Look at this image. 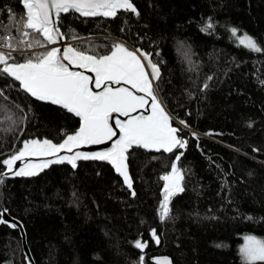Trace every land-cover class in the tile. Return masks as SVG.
<instances>
[{
  "label": "trees",
  "instance_id": "trees-1",
  "mask_svg": "<svg viewBox=\"0 0 264 264\" xmlns=\"http://www.w3.org/2000/svg\"><path fill=\"white\" fill-rule=\"evenodd\" d=\"M131 1L139 15L84 17L71 10L60 15L59 27L93 55L109 54L117 39L149 54L160 71L156 91L186 146L172 152L132 146L131 188L107 160L4 176L0 212L23 224L36 264H155L157 254L176 264H246L243 235L264 239V0ZM25 11L21 0H0V37L13 48L43 41L17 23ZM244 34L261 51L241 45ZM31 55L12 52L9 61ZM0 93V173L25 140L60 143L79 128L74 113L33 98L2 71ZM177 156L183 191L161 219L160 174ZM11 224L0 223V264H29L20 229ZM138 240L146 247L137 248Z\"/></svg>",
  "mask_w": 264,
  "mask_h": 264
},
{
  "label": "snow or ice",
  "instance_id": "snow-or-ice-1",
  "mask_svg": "<svg viewBox=\"0 0 264 264\" xmlns=\"http://www.w3.org/2000/svg\"><path fill=\"white\" fill-rule=\"evenodd\" d=\"M22 4L26 11L17 23H22L23 27L43 37V41L37 38L34 43H28V49L55 44L61 35L57 28V21L62 13H68L70 10L83 16L114 17L121 9L139 15L131 0H22ZM210 28L212 24L209 22L205 31ZM231 32L235 35L237 29L233 28ZM23 34L31 35L29 32ZM238 39L240 44L248 49L261 51L251 36L244 34ZM0 41H3L0 43V48L9 49L7 53L0 51V65H4L0 71L19 81L21 87L31 96L41 101H51L53 104L61 105L82 120L79 130L73 135H67L62 143L54 144L47 139L25 140L22 148L2 161L9 172H12L17 161H23L27 157H47L65 149L72 152L74 148L82 144H100L105 140H111L117 135L116 130L109 123L113 113L130 117L124 121L115 119L120 136L107 151L76 152L70 156H60L56 160L29 162L12 172L13 175H36L37 170H42L52 163L67 161L75 168L78 159L107 160L115 166L117 172L123 175L124 182L131 188L132 183L126 164V152L129 148L138 145L145 149H164L172 152L173 149L186 146L187 141H182L178 137L179 129L172 126L171 117L154 94L152 79L145 68V62L150 67L151 77L154 79L159 78V68L151 62L149 54L138 55L139 50H129L122 43H114L109 54L106 55H88L86 51H79L69 45L63 52L57 47H51L46 51L33 53L25 59L24 63H9V60H14L12 52L15 49L11 41L4 37H0ZM71 63L81 68H89L95 73V87L100 88L103 85V91H93L89 86L93 78L82 72L71 71L69 68ZM121 81L131 85L132 90L111 87L110 82L119 84ZM133 90L145 95H137ZM145 97L151 100L150 114L130 116L136 109L148 106L149 101ZM181 123L184 122L181 121ZM179 158L177 156V160ZM4 175L6 174L0 173V183L3 182ZM182 179L183 176L175 165L172 166L171 172L163 177L166 183L160 205L161 219L169 214L170 197L183 191L180 184ZM132 194L135 195L134 192ZM4 212H7V209L0 212V223H7L2 219ZM10 226L16 227L15 224ZM152 234L155 237V230H152ZM245 239L246 243L241 248V254L246 264L264 262V239L254 236H247ZM156 242H159L158 238ZM136 247L143 249L146 244L138 240Z\"/></svg>",
  "mask_w": 264,
  "mask_h": 264
},
{
  "label": "water",
  "instance_id": "water-1",
  "mask_svg": "<svg viewBox=\"0 0 264 264\" xmlns=\"http://www.w3.org/2000/svg\"><path fill=\"white\" fill-rule=\"evenodd\" d=\"M22 1V0H21ZM132 2V1H131ZM25 8V7H24ZM26 10V9H25ZM122 10V9H121ZM71 11V10H70ZM120 10L117 11V13L119 12ZM80 14V13H78ZM53 15H55V12L53 10ZM81 15V14H80ZM83 16V15H81ZM84 17H94V16H84ZM111 18V17H109ZM57 28H58V31L59 33H61V35L57 38V42L55 44H51V47H57L61 50V52H63L65 50V48L69 45H71L72 47L76 48L74 46L73 43H71L70 40H68L65 36V34L63 33L62 29L59 27V24H58V21H57ZM125 46V45H124ZM126 47V46H125ZM77 49V48H76ZM79 50V49H77ZM2 51V50H0ZM81 51V50H79ZM87 53V52H86ZM88 55H93L91 53H87ZM138 55H141L142 53H139L137 52ZM151 59V58H150ZM9 63H12L11 61H8ZM65 63H69L68 61H64ZM152 62V60H151ZM20 63H24V62H20ZM153 63V62H152ZM2 68L4 67V65H1ZM69 68L71 71H75V72H82L84 73L85 75L87 76H90L93 78V81L90 82V87L92 88L93 91L95 92H100V91H103V88L104 86L102 85L100 88H96L95 87V84H94V78H95V73L91 72V70L89 68H81L79 67L77 64L75 63H71L69 64ZM145 68L146 70L149 72L150 74V79H152V87H153V91H154V94L156 95L158 101L161 103V105L164 107L165 111L168 113V115L171 117L173 116L170 111L166 108V106L164 105V103L162 102L161 98L159 97L157 91H156V88H155V82L157 81V79H154L151 77V69L150 67L147 65V63L145 62ZM160 72V71H159ZM19 82V81H18ZM111 83V87L113 88H128L130 90L131 89V85L125 83L124 81H121L119 84H116L115 82H110ZM20 84V82H19ZM21 86V85H20ZM22 88V87H21ZM23 89V88H22ZM24 90V89H23ZM133 91H136V90H133ZM136 94L137 95H145L144 93H141L139 91H136ZM31 95V94H30ZM33 97V96H32ZM33 98H36V97H33ZM146 99H148V106H146L145 108H138L136 109L134 112H132L130 114V116H140V115H144V116H147L150 114V106H151V100L150 98H147L145 97ZM80 118V117H79ZM116 118H119L120 120L124 121V120H127L129 119L130 117H126L124 116L123 114H120V113H113V116H112V119H110L109 123L110 125H112V127L116 130L117 132V135L112 137L111 140H105L103 143H100V144H82L80 145L79 147L77 148H74L72 150V152H68L66 149L65 150H61L60 152L54 154V155H50V156H47V157H27L25 158V160L23 161H17L14 168L12 169V172H15L16 170H18L19 168H22L24 167V165L26 163H40L42 160H45V159H51V160H56L58 159L60 156H70V155H73L74 153L76 152H80V153H94V152H102V151H107L109 148L112 147L113 143L115 142V140L119 139V136H120V132H119V128L115 125V119ZM174 117L171 118V124L173 127L175 128H178L177 125H174L172 123V119ZM175 119V118H174ZM82 123V120L80 118V125ZM80 125H79V128H80ZM78 128V130H79ZM179 129V128H178ZM77 130V131H78ZM75 134V133H74ZM73 135V134H72ZM178 137H179V132H178ZM180 138V137H179ZM66 139V138H65ZM32 140V139H30ZM40 140V139H38ZM44 140V139H41V141ZM47 140H50V139H47ZM52 141V140H50ZM53 142V141H52ZM63 141H61L60 143H62ZM54 144H59V143H55L53 142ZM133 146H138V145H133ZM23 147V146H22ZM142 147V146H141ZM143 148V147H142ZM145 149V148H144ZM130 150V148L128 149V151ZM146 150H152V151H160V150H163L165 151L164 149H146ZM175 149H173L174 151ZM128 151L126 152V156H127V160H126V164H127V171H128V175L131 179V174H130V170H129V163H128ZM167 152V151H166ZM111 166L113 167L114 171L116 172V174H118L124 181V178H123V175L119 172L116 171L115 169V166L110 162L108 161ZM77 163V161H76ZM52 164H59V163H52ZM50 164V165H52ZM39 170H37L38 172ZM12 172H9L7 166L5 168V171H4V176L6 177H12V176H15L12 174ZM132 183V182H131ZM3 220L7 221V222H12L14 223L16 226H18V228L20 229V233H21V237H22V243H23V249H24V252H25V255H26V258L28 260V263L29 264H36L34 258H33V255L31 253V250L29 248V245L27 243V235H26V231H25V228L23 226V224L15 217L9 215L8 213L4 212L3 214ZM152 261L155 263V264H176L173 260V258L169 255V254H157L155 256L152 257Z\"/></svg>",
  "mask_w": 264,
  "mask_h": 264
},
{
  "label": "rangeland",
  "instance_id": "rangeland-1",
  "mask_svg": "<svg viewBox=\"0 0 264 264\" xmlns=\"http://www.w3.org/2000/svg\"><path fill=\"white\" fill-rule=\"evenodd\" d=\"M76 40H79V39H74V40H72L71 41V43H73V41H76ZM117 43H122L123 45H125L129 50H137L136 48H134L133 46H131L130 44H128L127 42H125L124 40H122V39H117ZM23 48H14L15 49V51H13V52H22L23 51V49H25V48H28L27 47V44H24V41H23ZM48 48H50V46L49 45H47V47H39V46H36V47H34V48H32V49H29V50H34V52H31V54H33V53H39V52H43V51H46ZM0 50H6V51H9V49L8 48H0ZM139 52V51H138ZM140 53V52H139ZM173 116H171V118H172ZM174 119V118H173ZM181 123V122H180ZM183 141V140H182ZM247 236H254V237H256V238H258V239H263L262 237H260V236H258V235H256V234H253V233H247V234H244L243 235V241H242V243H241V247H240V249L245 245V243H246V239H245V237H247ZM242 255V254H241ZM242 259H243V257H242ZM244 260V259H243Z\"/></svg>",
  "mask_w": 264,
  "mask_h": 264
},
{
  "label": "built area",
  "instance_id": "built-area-1",
  "mask_svg": "<svg viewBox=\"0 0 264 264\" xmlns=\"http://www.w3.org/2000/svg\"><path fill=\"white\" fill-rule=\"evenodd\" d=\"M24 44H26V42H24ZM49 46H50V48H51V44H49ZM23 51H24V52H34V50H29L28 48L23 49ZM173 165H175L176 168L178 169V171L182 174L181 168H180L179 165H178V161H177V159H175V161H174L173 164L171 165V168H170L168 171H164V172H162V173L160 174V178H161L162 181H163V185H162V188H161V191H162L163 193H164V185H165V183H166V181L163 180V177L171 172V169H172V166H173ZM182 176H183V174H182ZM180 184H181V186H182V188H183L182 180L180 181ZM176 194H177V193H176ZM176 194H175V195H176ZM175 195H174V196H175ZM174 196L170 197V201H169V205H168L169 209H170V203H171V200L173 199ZM159 216H160V209H159Z\"/></svg>",
  "mask_w": 264,
  "mask_h": 264
}]
</instances>
